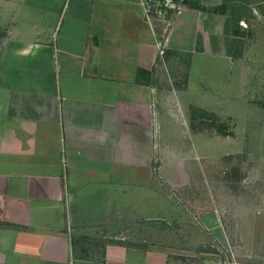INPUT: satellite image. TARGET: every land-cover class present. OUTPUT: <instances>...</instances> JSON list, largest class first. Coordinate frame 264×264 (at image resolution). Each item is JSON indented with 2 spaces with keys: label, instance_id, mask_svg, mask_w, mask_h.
<instances>
[{
  "label": "crops",
  "instance_id": "obj_1",
  "mask_svg": "<svg viewBox=\"0 0 264 264\" xmlns=\"http://www.w3.org/2000/svg\"><path fill=\"white\" fill-rule=\"evenodd\" d=\"M142 1L0 0V264H173L177 229L217 237L224 0L170 27Z\"/></svg>",
  "mask_w": 264,
  "mask_h": 264
},
{
  "label": "rangeland",
  "instance_id": "obj_2",
  "mask_svg": "<svg viewBox=\"0 0 264 264\" xmlns=\"http://www.w3.org/2000/svg\"><path fill=\"white\" fill-rule=\"evenodd\" d=\"M221 9L229 29L237 21L240 32L228 30L226 44L242 53L231 57L232 66L219 71L217 82L223 97L219 120L230 121L229 137L219 141V179L211 189L222 225L217 237L199 226L177 229L173 246L181 251L173 264H264V0H224ZM200 246L215 253L195 251Z\"/></svg>",
  "mask_w": 264,
  "mask_h": 264
},
{
  "label": "built area",
  "instance_id": "obj_3",
  "mask_svg": "<svg viewBox=\"0 0 264 264\" xmlns=\"http://www.w3.org/2000/svg\"><path fill=\"white\" fill-rule=\"evenodd\" d=\"M145 15L148 21L163 20L170 27L185 9L184 0H143ZM167 45H163L160 56L164 55Z\"/></svg>",
  "mask_w": 264,
  "mask_h": 264
},
{
  "label": "trees",
  "instance_id": "obj_4",
  "mask_svg": "<svg viewBox=\"0 0 264 264\" xmlns=\"http://www.w3.org/2000/svg\"><path fill=\"white\" fill-rule=\"evenodd\" d=\"M186 3H185V0H184V5H185ZM220 14H222V15H226V12H225V10L224 9H221V10H217ZM229 25H230V20H228L227 19V21H226V34L228 35V30H232V33H234V34H239L240 32L238 31V29H239V26H238V23H237V21L234 23L233 22V26L229 29ZM227 45H228V54H229V56L230 57H232V58H241L242 57V53L240 52V51H235V52H233L232 51V49H231V47L229 46V42L227 41ZM209 253H211V252H209Z\"/></svg>",
  "mask_w": 264,
  "mask_h": 264
}]
</instances>
